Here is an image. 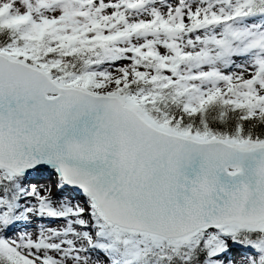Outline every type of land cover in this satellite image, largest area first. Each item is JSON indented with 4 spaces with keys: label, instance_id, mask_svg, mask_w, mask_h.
<instances>
[{
    "label": "snow or ice",
    "instance_id": "obj_1",
    "mask_svg": "<svg viewBox=\"0 0 264 264\" xmlns=\"http://www.w3.org/2000/svg\"><path fill=\"white\" fill-rule=\"evenodd\" d=\"M0 264H264V0H0Z\"/></svg>",
    "mask_w": 264,
    "mask_h": 264
}]
</instances>
